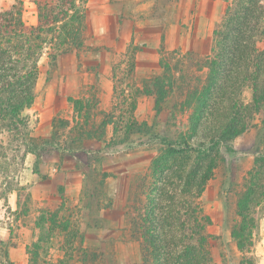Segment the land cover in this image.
Instances as JSON below:
<instances>
[{"label": "trees", "instance_id": "16d2710c", "mask_svg": "<svg viewBox=\"0 0 264 264\" xmlns=\"http://www.w3.org/2000/svg\"><path fill=\"white\" fill-rule=\"evenodd\" d=\"M31 2L36 10V22L32 25L22 20L21 1L13 0L5 9L0 6V134L7 141H20L24 154L35 157L33 173L39 175L40 153L45 146L61 147L60 150L72 154L86 140L105 142L101 139L109 126V146H129L139 140L140 144L148 140L157 142L161 148L149 166L150 193L134 195V203L123 212L130 239L137 241L139 247V260L133 264H216L210 250L215 238L207 232L212 222L199 199L217 167V147L258 130L261 150L256 151L237 197L236 220L229 233L240 255L239 264H256L253 248L257 225L251 208L264 200V48L258 47L264 37V0H226L227 5L211 31L209 54L190 63L189 71L183 67L185 60L194 55L192 52L164 51L159 58V71L143 77L138 87L132 81L134 49L119 54L124 60L113 65L112 70L117 114H107L95 123L93 117L100 112H96L94 96L71 99L77 113L73 127L67 130L69 121L54 117L48 139L37 140L30 136L23 113L35 102V88L42 71L48 80L60 57L84 48L87 0ZM117 69H123L119 76ZM198 74H203V79ZM125 79H129L126 90H118ZM246 88L251 91L249 102L242 98ZM140 96L152 97L156 116L167 111L168 117L175 119L177 113L190 110L189 132L168 139L154 133L146 122H138L133 113ZM200 130H204L202 139L195 144L193 139ZM6 148L10 147L4 146L2 150ZM175 165L172 175L176 187L167 190L165 186ZM86 183L87 178L79 207L60 206L47 215L42 212L35 224L39 229L37 239L26 249L29 264H45V249L61 236L65 253L70 257L78 253L79 264L96 261L97 254L82 246L83 236L71 215L72 210H91L89 204L83 203ZM11 246L0 241L2 264H13L8 259Z\"/></svg>", "mask_w": 264, "mask_h": 264}, {"label": "rangeland", "instance_id": "374dc122", "mask_svg": "<svg viewBox=\"0 0 264 264\" xmlns=\"http://www.w3.org/2000/svg\"><path fill=\"white\" fill-rule=\"evenodd\" d=\"M19 1L23 4L22 20L28 25L34 24L35 6L31 0ZM225 1L98 0L97 4L88 2L84 48L60 57L56 70L48 80H45L46 75L44 70L42 71L35 88V102L23 113L28 120L30 136L36 140L48 139L54 117L68 120L67 130H70L77 116L69 102L71 99H88L93 95L96 112H100L93 117L95 123L107 114L114 115L115 111L117 114L115 106L118 100L114 95L112 80L113 65H118L124 60L119 54L132 48L135 61L132 81L138 87L143 77L151 71H159L158 62L164 51H176L181 54L192 52L194 55L185 60L186 66L183 67L191 70L190 63L209 54L206 49L211 42L213 24L227 5ZM12 3L13 0H0V6L4 9ZM146 21H157L161 25L162 47L151 50L145 47L146 45L136 44L141 35L135 30ZM172 27L175 34L171 31ZM117 28L124 29L123 35L129 40L122 49L115 45L118 39L114 31ZM171 34L177 47L168 49ZM258 47L264 48V37ZM117 70H120V73L116 75H121L123 69ZM198 76L203 79V74ZM128 80L125 79L118 90H126L125 83L129 82ZM126 92L124 93L127 94ZM242 98L249 102L251 91L244 89ZM190 113V110L177 113L175 119L169 118L167 111L156 116L152 97L140 96L136 99L133 115L138 122L151 125L154 133L174 139L180 133L189 132ZM260 117L261 115L257 117L256 122ZM108 129L104 139H101L105 142L86 140L81 148L72 154L60 150L61 147L45 146L40 153L39 175L33 173L35 157L24 154L20 141H7L4 135L0 134V226L9 230L10 244L13 245L11 239L20 234L17 231L20 225L31 230V238H36L39 229L35 224L40 221L42 212L47 215V212H53L60 206L72 208L78 204L83 183L87 178V196L83 197V203L89 204L91 210L89 213L88 210H72L71 215L75 221L74 226H79V233L83 236L82 246L97 254V259L92 264H133L139 260L138 242L130 239V231L123 222V212L134 203V195L150 193L149 166L152 159L158 155L161 145L150 140L140 144L142 141L139 140L129 146H109L112 131L110 126ZM203 132L204 130H200L193 139L195 144L202 139ZM7 145L9 150L6 148L3 151ZM11 148L15 151L10 150ZM217 148V167L199 200L204 213L212 222L207 232L215 238L210 250L216 264H239L240 255L230 240L229 233L236 220L237 197L243 190L256 151L261 150L259 132L248 131L229 143H221ZM176 167H172L173 172L171 171V177L165 186L167 190L176 187L172 175ZM74 169L80 170L79 179L67 175V172ZM14 194L20 200V206L18 205L16 210L10 209L9 205ZM168 201L175 205L170 199ZM251 210L257 225L254 230L256 245L258 225L264 214V200L253 205ZM87 224L90 227H86ZM44 233L45 230L43 236ZM64 245L62 236L55 238L45 249V264H79V254L70 257L65 253ZM74 246L78 248L79 245L75 243Z\"/></svg>", "mask_w": 264, "mask_h": 264}, {"label": "crops", "instance_id": "0c3cea01", "mask_svg": "<svg viewBox=\"0 0 264 264\" xmlns=\"http://www.w3.org/2000/svg\"><path fill=\"white\" fill-rule=\"evenodd\" d=\"M93 4H97L98 0H87ZM34 5V4H33ZM36 11V10H35ZM36 22V21H35ZM35 24V23H34ZM214 25V24H213ZM172 33L175 30L174 27L171 29ZM117 36V43H115L116 47L122 49L124 44L126 45L129 40L125 38L124 29L117 28L116 31ZM135 32L140 33L141 38L136 42V44H140L142 46L146 45L148 49L151 50L158 49L162 47L160 45V36L162 33L161 25L157 21H146L143 24H140L139 27L135 30ZM176 41L171 34L170 39L168 41V49L176 48ZM191 45V44H190ZM211 45V42H210ZM210 45L207 47L206 51L207 54L210 52ZM193 47V46H192ZM191 48V46H190ZM77 165V163H74ZM68 176H75L76 178L81 177L80 170H72L67 172ZM79 181V180H78ZM18 196L14 194L9 201L10 209L16 210L18 205L20 206ZM57 209V208H56ZM20 234H17V237H13L11 241H13V245L8 249V259L13 264H29L28 254H27V246L36 241V238H31V230L26 229L23 225H20V228L17 230ZM15 236V235H14ZM10 232L6 227L0 226V241L1 242H9L10 240ZM253 257L255 259L256 264H264V214L263 217L260 219V223L258 225V240L256 245H254Z\"/></svg>", "mask_w": 264, "mask_h": 264}]
</instances>
